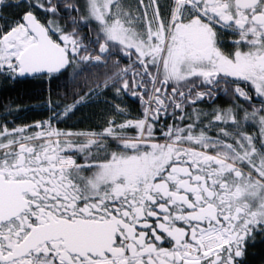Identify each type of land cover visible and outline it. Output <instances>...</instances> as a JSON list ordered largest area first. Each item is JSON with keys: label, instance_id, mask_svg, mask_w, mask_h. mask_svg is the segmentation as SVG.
<instances>
[{"label": "snow or ice", "instance_id": "6c2138e0", "mask_svg": "<svg viewBox=\"0 0 264 264\" xmlns=\"http://www.w3.org/2000/svg\"><path fill=\"white\" fill-rule=\"evenodd\" d=\"M0 264H264V0H0Z\"/></svg>", "mask_w": 264, "mask_h": 264}]
</instances>
